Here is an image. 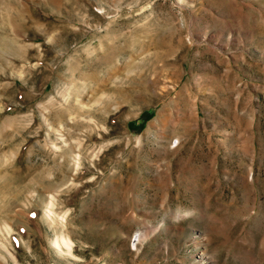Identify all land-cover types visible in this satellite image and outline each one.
Masks as SVG:
<instances>
[{"label":"rangeland","instance_id":"374dc122","mask_svg":"<svg viewBox=\"0 0 264 264\" xmlns=\"http://www.w3.org/2000/svg\"><path fill=\"white\" fill-rule=\"evenodd\" d=\"M0 264H264V0H0Z\"/></svg>","mask_w":264,"mask_h":264},{"label":"bare ground","instance_id":"6f19581e","mask_svg":"<svg viewBox=\"0 0 264 264\" xmlns=\"http://www.w3.org/2000/svg\"><path fill=\"white\" fill-rule=\"evenodd\" d=\"M138 238H140V237L138 236Z\"/></svg>","mask_w":264,"mask_h":264},{"label":"built area","instance_id":"2783aa9c","mask_svg":"<svg viewBox=\"0 0 264 264\" xmlns=\"http://www.w3.org/2000/svg\"><path fill=\"white\" fill-rule=\"evenodd\" d=\"M133 243H134V241H133Z\"/></svg>","mask_w":264,"mask_h":264}]
</instances>
